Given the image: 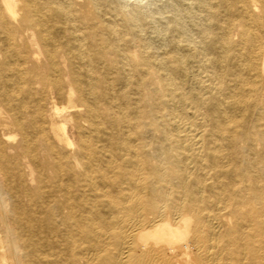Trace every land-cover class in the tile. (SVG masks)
Listing matches in <instances>:
<instances>
[{
	"label": "bare ground",
	"instance_id": "1",
	"mask_svg": "<svg viewBox=\"0 0 264 264\" xmlns=\"http://www.w3.org/2000/svg\"><path fill=\"white\" fill-rule=\"evenodd\" d=\"M0 264H264V0H0Z\"/></svg>",
	"mask_w": 264,
	"mask_h": 264
},
{
	"label": "rangeland",
	"instance_id": "2",
	"mask_svg": "<svg viewBox=\"0 0 264 264\" xmlns=\"http://www.w3.org/2000/svg\"><path fill=\"white\" fill-rule=\"evenodd\" d=\"M130 1H134V2H137V3L142 4V5H144V4L147 5V3H148V5L152 6L153 2L160 3L162 0H130Z\"/></svg>",
	"mask_w": 264,
	"mask_h": 264
}]
</instances>
